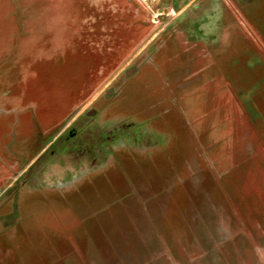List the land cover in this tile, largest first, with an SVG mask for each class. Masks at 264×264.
Wrapping results in <instances>:
<instances>
[{"label": "rangeland", "instance_id": "rangeland-1", "mask_svg": "<svg viewBox=\"0 0 264 264\" xmlns=\"http://www.w3.org/2000/svg\"><path fill=\"white\" fill-rule=\"evenodd\" d=\"M59 6L21 54L65 95L5 148L0 264H264V0Z\"/></svg>", "mask_w": 264, "mask_h": 264}, {"label": "crops", "instance_id": "crops-1", "mask_svg": "<svg viewBox=\"0 0 264 264\" xmlns=\"http://www.w3.org/2000/svg\"><path fill=\"white\" fill-rule=\"evenodd\" d=\"M61 1L0 0V62L8 61L4 65L0 63L1 165H6L5 148H10L12 140L18 138L13 132H18L20 126L30 130L38 120L43 123L40 107L53 104L58 107V99L65 95L59 90V72L42 66L31 54L21 55L23 51L41 49L34 36L68 33L61 30L64 24ZM8 59L15 60L14 65ZM13 66L18 67L15 71L19 74L13 73ZM22 68L26 74L22 73ZM50 113L53 114L52 109L46 112Z\"/></svg>", "mask_w": 264, "mask_h": 264}]
</instances>
